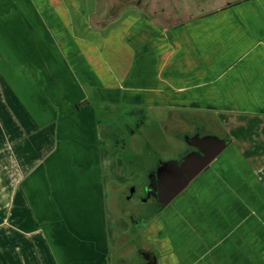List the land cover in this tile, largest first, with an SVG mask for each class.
Wrapping results in <instances>:
<instances>
[{
	"label": "crops",
	"instance_id": "obj_1",
	"mask_svg": "<svg viewBox=\"0 0 264 264\" xmlns=\"http://www.w3.org/2000/svg\"><path fill=\"white\" fill-rule=\"evenodd\" d=\"M78 1L0 0V264H111L100 105L108 120L122 107L209 115L229 140L221 212L201 227L181 217L158 264H264V0L169 23L157 0L106 23ZM224 188L255 209L241 225Z\"/></svg>",
	"mask_w": 264,
	"mask_h": 264
},
{
	"label": "flooded vegetation",
	"instance_id": "obj_2",
	"mask_svg": "<svg viewBox=\"0 0 264 264\" xmlns=\"http://www.w3.org/2000/svg\"><path fill=\"white\" fill-rule=\"evenodd\" d=\"M161 1L172 10L175 0L169 2L157 0V6L162 3ZM131 2V0H96L97 10L90 16V21L112 22L122 9L131 5ZM157 6L156 13H151L157 14L155 17L159 22L169 23L179 19L175 13H167L171 14L168 17L163 16L166 14L165 8H158ZM170 115H174L172 116V124L175 129L174 133L170 134V140L173 143L167 149L163 148V150L154 152L142 151L136 154L139 163L128 176L125 175L127 181L124 188L121 187L117 190L118 195L123 197L115 203V211L118 216L127 219L132 241H135L133 243L137 242V254L134 256L138 255V258L135 260L137 262L135 264H158L159 261L163 260L165 256L164 243L159 244L158 240L161 239L162 241L163 239L171 243L170 239L167 241L166 238L168 237L165 234H167V229L171 228L170 226L172 228L178 226L176 219L179 213H183L187 209L190 211L191 221L189 223L192 224L191 226L201 227L207 218L208 223H211L212 210L210 208L216 209L217 206L214 201L218 200L216 196H213L215 190L213 186L217 184L214 178L219 175V171L215 172V170L223 167L224 155L225 161H227L226 165L230 160V152L228 154L224 152L229 146L228 140L227 147L204 167L178 195L167 202L172 185L170 180L173 178L174 181L176 178L175 169L183 167L187 160L191 162V167H196L199 160L209 156L215 149V145L206 141L208 137L226 139L217 129L213 131L208 128L203 115L188 111L173 112ZM173 125L166 123L168 127ZM110 131L112 132L110 138L114 140V143H119L115 129L110 128ZM125 147L123 145V148ZM126 165L125 168L130 167ZM165 177L170 179L165 181ZM216 190L220 191L219 188ZM127 204L132 205L126 206ZM138 241L142 242L139 243ZM130 246L132 247V244Z\"/></svg>",
	"mask_w": 264,
	"mask_h": 264
},
{
	"label": "rangeland",
	"instance_id": "obj_3",
	"mask_svg": "<svg viewBox=\"0 0 264 264\" xmlns=\"http://www.w3.org/2000/svg\"><path fill=\"white\" fill-rule=\"evenodd\" d=\"M131 1V5L133 4L134 6H132L135 7L136 10L130 5L131 7H129V9L127 8L124 12L122 11V17L125 16V14H137L139 7H147L151 2L150 0ZM166 1L169 2L170 0ZM227 1L233 0H175L172 5V10H176L174 12L170 10V7L163 1H161L162 3L157 7L165 8L166 14L163 15L165 17H168V15L171 16V14L175 13V16H178L179 19L177 21L172 20V22H179L182 21V19L199 16L206 13L208 10L223 6ZM78 4L81 6V10L86 12L85 14L87 17L93 15L97 10L96 0H79ZM156 5L158 4L156 3ZM156 10L157 9L154 5L150 6V12L156 13ZM75 16L77 17L78 15L75 14ZM155 16H157V14ZM163 16L162 18H164ZM114 24L115 23L107 25L106 28L110 29L115 26ZM105 107V105H100L95 108L97 111V118L100 122L101 185L105 202L106 229L108 234L110 260L111 264H135L137 263L135 260L138 258V255H136V257L134 256L137 254V242L133 243L135 241H132L130 226L127 219L118 216L115 211V203L119 198L121 199L123 197L122 195H118L117 190L121 187L124 188L127 181L125 177H127L131 173V170H134L135 166L139 163L136 154H139L142 151L154 152L156 150H163V148L167 149L170 147V144L173 143L171 142L172 140H170V134L174 133L175 129L172 124V116L174 115H170V113L172 114L173 112L156 108L147 109L145 111L140 108L141 111L139 114L130 116L131 109L122 107L121 109H114L112 111L115 113L113 118L108 120L104 113L105 111H108ZM202 117L205 118L209 129L213 131L214 129L218 130V122L215 119L211 118L209 115H203ZM109 121L110 124H108ZM166 123L173 126L168 127L166 126ZM107 124L109 129L115 128V132L120 141L117 140L119 143H114L113 139L108 138L112 136V132L107 130ZM254 141L257 142L260 140H249L251 144ZM123 145L126 147L123 148ZM230 151L231 146L229 145L224 152L225 154H228ZM226 162L224 155V168L226 167ZM125 165H129L130 167L125 168ZM128 181L130 182L131 180ZM224 200H226L224 202V214L228 211L229 214L231 211L236 213L231 216V218H233L230 220L229 226L241 225V222L239 223V221L242 220L239 219V216L245 215L247 220L248 217H250V211L255 210L251 204L246 203L244 204L245 207H242V204L234 202L236 199H233L227 188H224ZM131 203L134 202L131 201ZM131 205L132 204H127L126 206ZM215 205L217 206V211L221 212V208H218L220 207L219 203L216 202ZM210 210L215 209L211 207ZM189 212L190 211L187 209L183 213H179L176 221L181 220L184 222V218H186L185 216H191ZM170 227L172 228V226ZM138 242L140 243L142 241ZM129 243L132 244V247Z\"/></svg>",
	"mask_w": 264,
	"mask_h": 264
},
{
	"label": "water",
	"instance_id": "obj_4",
	"mask_svg": "<svg viewBox=\"0 0 264 264\" xmlns=\"http://www.w3.org/2000/svg\"><path fill=\"white\" fill-rule=\"evenodd\" d=\"M206 141L215 145V149L209 156L199 160V164L196 167H191V162L187 160L183 167L175 169L174 175L176 178L174 181L173 178L170 180L172 185L170 187L171 191L168 194L167 202L171 201L176 195H178L188 183L203 170L204 167L212 162L227 147L228 140L219 139L218 137H208ZM167 179L170 178L165 177V181Z\"/></svg>",
	"mask_w": 264,
	"mask_h": 264
},
{
	"label": "trees",
	"instance_id": "obj_5",
	"mask_svg": "<svg viewBox=\"0 0 264 264\" xmlns=\"http://www.w3.org/2000/svg\"><path fill=\"white\" fill-rule=\"evenodd\" d=\"M85 104H87V102H86ZM77 107H78V108L81 107V104H80V105H77Z\"/></svg>",
	"mask_w": 264,
	"mask_h": 264
}]
</instances>
